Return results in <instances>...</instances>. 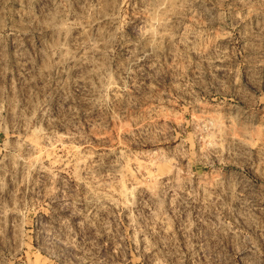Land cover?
Here are the masks:
<instances>
[{
    "label": "rangeland",
    "instance_id": "1",
    "mask_svg": "<svg viewBox=\"0 0 264 264\" xmlns=\"http://www.w3.org/2000/svg\"><path fill=\"white\" fill-rule=\"evenodd\" d=\"M0 264H264V0H0Z\"/></svg>",
    "mask_w": 264,
    "mask_h": 264
}]
</instances>
